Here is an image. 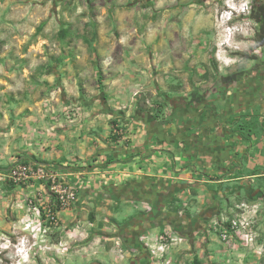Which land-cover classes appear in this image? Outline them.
<instances>
[{
    "label": "crops",
    "instance_id": "crops-1",
    "mask_svg": "<svg viewBox=\"0 0 264 264\" xmlns=\"http://www.w3.org/2000/svg\"><path fill=\"white\" fill-rule=\"evenodd\" d=\"M103 1L93 14L94 0L77 11L75 0H0V167L27 160L60 171L79 192L57 212L62 225L113 229L110 242L135 252L122 264L149 262L144 238L166 228L187 238L174 264H264V81L193 83L191 67L168 62L154 30L143 31L139 3ZM75 103L78 122L48 111ZM249 104L262 111L238 114ZM31 198L55 200L40 181L0 183L1 231L18 227ZM243 201L262 204L257 239L231 255L208 223ZM110 246L102 253L114 263Z\"/></svg>",
    "mask_w": 264,
    "mask_h": 264
},
{
    "label": "rangeland",
    "instance_id": "rangeland-1",
    "mask_svg": "<svg viewBox=\"0 0 264 264\" xmlns=\"http://www.w3.org/2000/svg\"><path fill=\"white\" fill-rule=\"evenodd\" d=\"M36 1L41 3L40 7L51 8L55 4V0ZM75 2L76 11L85 10L88 3ZM94 2L99 5H87L93 14L105 1ZM135 3H139L135 12L143 16L138 22L143 23V31L154 30L159 47L168 50V62H185L191 67L187 70L193 83L205 79L212 83L241 81L259 74L264 64V44L257 40L259 24L251 14L264 5V0H135ZM240 11L244 13L240 15ZM233 75L237 77L223 80ZM257 183L264 184V178H257ZM22 218L16 229L0 230V264H101L104 259L108 264L124 263L113 252L114 263L102 253L110 251V243L115 245L114 239L112 242L109 239L114 237L111 228L103 231V226L76 222L67 226L65 232L52 233L44 240L37 230L26 229ZM89 229V236L84 238L81 233ZM149 257L152 264L150 251Z\"/></svg>",
    "mask_w": 264,
    "mask_h": 264
},
{
    "label": "built area",
    "instance_id": "built-area-1",
    "mask_svg": "<svg viewBox=\"0 0 264 264\" xmlns=\"http://www.w3.org/2000/svg\"><path fill=\"white\" fill-rule=\"evenodd\" d=\"M83 107L81 103L64 105L59 109L49 105L48 111L56 114V119L59 121L65 118L70 122H78L81 120ZM113 135L118 142L128 138L123 134V130L116 126ZM7 181L19 185L40 181L55 197L53 203L49 204H44L41 198L30 199L29 211L21 219L22 223H26V229L37 230V234L42 235L44 240H47L52 233L66 231L67 226L62 225L57 212L72 208L78 201L79 192L75 185L61 175L60 171L36 163L19 162L7 171L0 170V183ZM261 208L262 204L259 201H243L236 205L237 212L233 216L222 212L219 216L213 217L208 223V231L216 233L227 252L232 255L242 247H250L256 242V224ZM92 226L93 224L90 223V227ZM75 232L76 230L72 233ZM81 234L87 238L90 229ZM186 239L184 234L173 228H166L155 236H146L144 242L149 248L152 264H174L172 250ZM112 252L121 261L135 253L133 249L125 248L121 240L115 242Z\"/></svg>",
    "mask_w": 264,
    "mask_h": 264
},
{
    "label": "trees",
    "instance_id": "trees-1",
    "mask_svg": "<svg viewBox=\"0 0 264 264\" xmlns=\"http://www.w3.org/2000/svg\"><path fill=\"white\" fill-rule=\"evenodd\" d=\"M251 15H252V17H254L257 20V22L259 24V30L257 32V40L260 43L264 44V5H261L259 7V9L255 10ZM235 77H237V76L236 75L226 76V77L223 78V80L227 81L229 79H234ZM161 106H163V105H161L159 103H156V105L152 108L153 110H155V114L157 116H159L160 112L162 111V110H160ZM23 162H27V160H24ZM58 167H60V166H58ZM71 169H72V171H78V170L79 171H83L85 168H71ZM0 170H2L1 167H0ZM90 219L94 221L95 220V215L91 214L90 215Z\"/></svg>",
    "mask_w": 264,
    "mask_h": 264
},
{
    "label": "flooded vegetation",
    "instance_id": "flooded-vegetation-1",
    "mask_svg": "<svg viewBox=\"0 0 264 264\" xmlns=\"http://www.w3.org/2000/svg\"><path fill=\"white\" fill-rule=\"evenodd\" d=\"M252 78H256V79H258V80H262V81H264V64H261V68H260V71H259V74H255ZM262 105L260 104V105H258V104H255L254 105V107H252L251 106V104H249V107L247 108V110L246 109H244V110H241V111H239L238 112V114H244V113H246V111H256V108L259 110V112L260 111H262ZM241 109V108H240ZM250 124H248L249 126H251L252 125V121H250L249 122ZM144 261H146V263L145 264H151V262L149 261L148 262V260L145 258V259H143ZM95 264V263H94ZM141 264H143V263H141Z\"/></svg>",
    "mask_w": 264,
    "mask_h": 264
},
{
    "label": "water",
    "instance_id": "water-1",
    "mask_svg": "<svg viewBox=\"0 0 264 264\" xmlns=\"http://www.w3.org/2000/svg\"><path fill=\"white\" fill-rule=\"evenodd\" d=\"M167 121L166 120H161L160 123L161 124H165ZM9 170V168L6 169V171ZM91 193H93L94 195H97V196H107L108 194H106L105 192H98V191H95V190H90Z\"/></svg>",
    "mask_w": 264,
    "mask_h": 264
},
{
    "label": "bare ground",
    "instance_id": "bare-ground-1",
    "mask_svg": "<svg viewBox=\"0 0 264 264\" xmlns=\"http://www.w3.org/2000/svg\"><path fill=\"white\" fill-rule=\"evenodd\" d=\"M239 13H240V15H242V13H244V11H240Z\"/></svg>",
    "mask_w": 264,
    "mask_h": 264
},
{
    "label": "clouds",
    "instance_id": "clouds-1",
    "mask_svg": "<svg viewBox=\"0 0 264 264\" xmlns=\"http://www.w3.org/2000/svg\"><path fill=\"white\" fill-rule=\"evenodd\" d=\"M232 11H236V10L233 8Z\"/></svg>",
    "mask_w": 264,
    "mask_h": 264
}]
</instances>
